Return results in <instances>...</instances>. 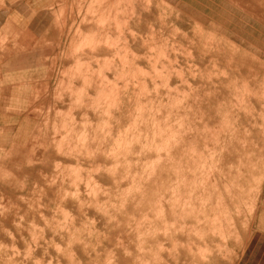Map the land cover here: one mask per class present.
<instances>
[{"label":"rangeland","instance_id":"374dc122","mask_svg":"<svg viewBox=\"0 0 264 264\" xmlns=\"http://www.w3.org/2000/svg\"><path fill=\"white\" fill-rule=\"evenodd\" d=\"M0 264H264V0H0Z\"/></svg>","mask_w":264,"mask_h":264}]
</instances>
